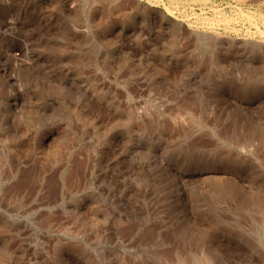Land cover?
<instances>
[{
	"label": "rangeland",
	"instance_id": "374dc122",
	"mask_svg": "<svg viewBox=\"0 0 264 264\" xmlns=\"http://www.w3.org/2000/svg\"><path fill=\"white\" fill-rule=\"evenodd\" d=\"M261 14L0 0V264H264Z\"/></svg>",
	"mask_w": 264,
	"mask_h": 264
},
{
	"label": "bare ground",
	"instance_id": "6f19581e",
	"mask_svg": "<svg viewBox=\"0 0 264 264\" xmlns=\"http://www.w3.org/2000/svg\"><path fill=\"white\" fill-rule=\"evenodd\" d=\"M260 17L261 18H263L264 19V14H261L260 15ZM4 23L5 22H3V25L1 26L2 28H4L6 25H4ZM7 51V50H6ZM263 114V113H262ZM259 116H260V114H259ZM262 117H264V115L262 116ZM262 117H260V118H254V119H252V118H250L251 120H249V121H246L245 123H242L241 122V125L239 126L238 124H237V121H236V124L238 125L236 128H237V130H235V132H239V134H237L236 133V135L237 136H239V137H244V138H250V139H252V140H258L259 141V145H260V143L261 144H263L262 143V141H263V138H264V136L263 135H261L260 133H258V130H259V127L260 126H262V125H264V119L262 118ZM252 120L253 121H255V123L254 122H252ZM261 122V123H260ZM239 123V122H238ZM258 125V126H257ZM260 132V131H259ZM232 136V135H231ZM234 138H235V135L233 136ZM238 137V138H239ZM241 138V139H242ZM233 141H235V139L233 140ZM238 141H240V139L238 140ZM249 141V140H248ZM258 141H257V143H258ZM244 142V141H243ZM246 143V142H245ZM234 145H235V143H234ZM242 145V144H241ZM244 145V144H243ZM248 145H251V144H248ZM258 145V144H257ZM239 147H240V145H239ZM243 147V146H242ZM254 148V146L251 148L252 149V152H253V149ZM261 148V147H260ZM203 150V149H202ZM205 150V149H204ZM249 150H250V148H249ZM263 150H264V147H263ZM251 151V150H250ZM255 151V150H254ZM257 151V150H256ZM205 152V151H204ZM204 152H203V154H204ZM258 153V152H257ZM202 153L200 152V155H201ZM237 154V153H236ZM242 154H244V153H242ZM199 155V154H198ZM198 155H197V157H198ZM247 155V154H246ZM245 155V156H246ZM257 155V154H256ZM221 156V155H220ZM224 156V155H223ZM223 156H221V157H223ZM231 156H232V154H231ZM234 156V155H233ZM241 156V155H240ZM244 156V155H243ZM242 156V157H243ZM244 156V157H245ZM225 157H227V156H225ZM235 157V156H234ZM250 157V156H249ZM248 157V158H249ZM199 158V157H198ZM232 158V157H231ZM230 157H229V159H231ZM239 158H241V157H239ZM220 159H222V158H220ZM224 157H223V159H222V161H224ZM228 159V160H229ZM245 159H247V158H245ZM252 159V158H251ZM250 159V160H251ZM199 160V159H198ZM227 160V159H226ZM233 160V159H232ZM231 160V161H232ZM253 160V159H252ZM258 160H259V157H258ZM201 161V160H200ZM199 161V162H200ZM230 161V160H229ZM264 161V160H263ZM246 162V161H245ZM250 162V161H249ZM247 163V164H249V166L251 165V167H252V164H250V163ZM252 163V162H251ZM261 163V162H260ZM264 163V162H263ZM246 164V165H247ZM258 164V163H257ZM248 166V165H247ZM259 168V167H258ZM249 169H250V167H249ZM257 170H259V169H257ZM256 170V171H257ZM246 171V170H245ZM253 171V168H252V170L250 171V173ZM215 172V171H214ZM249 172V171H248ZM254 172V171H253ZM211 173L213 174V172H212V170H206V171H201V172H199V174H197V175H200L201 177L202 176H210L211 175ZM259 173V172H258ZM264 173V172H263ZM204 174V175H203ZM206 174V175H205ZM216 175V174H215ZM211 177V176H210ZM255 177H256V173H255ZM259 178V177H258ZM259 180V179H258ZM260 182H261V180H260ZM259 182V184H261ZM263 184V183H262ZM256 186H257V183L255 184ZM258 186H260V185H258ZM257 186V188H260L259 190H261V186L260 187H258ZM245 202V201H244ZM244 204V203H243ZM247 204V203H246ZM196 258V257H195ZM198 258V257H197ZM205 259V258H204ZM207 259V258H206ZM203 260V259H202ZM205 261V260H204ZM207 261V260H206ZM205 261V262H206ZM204 262V263H205ZM193 263H195L194 261H193ZM196 263H199V262H196ZM207 263V262H206ZM205 263V264H206ZM208 263H210V261L208 262ZM178 264V263H177ZM179 264H181V262L179 263ZM201 264H203V262L201 263Z\"/></svg>",
	"mask_w": 264,
	"mask_h": 264
}]
</instances>
